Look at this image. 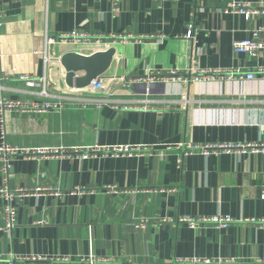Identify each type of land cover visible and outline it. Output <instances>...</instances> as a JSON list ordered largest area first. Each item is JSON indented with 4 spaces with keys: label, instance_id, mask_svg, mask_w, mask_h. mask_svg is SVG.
Masks as SVG:
<instances>
[{
    "label": "crops",
    "instance_id": "obj_1",
    "mask_svg": "<svg viewBox=\"0 0 264 264\" xmlns=\"http://www.w3.org/2000/svg\"><path fill=\"white\" fill-rule=\"evenodd\" d=\"M235 1L261 0H121L116 6L103 0H0V95L59 105L4 114L0 143L56 151L33 158L15 155L7 181L0 171V187L28 192L13 199L16 223L10 231L0 197L1 253L71 260L91 255L112 264L264 259V229L252 221L264 217L263 155H185L182 147L164 148L264 139V79L258 73L253 79L245 76L264 65V52L255 57L232 50V43L249 37L250 26L263 18L248 23L225 13ZM189 25L193 32L186 37ZM69 32L132 38L116 42L121 49L97 79L100 85L75 88L65 83L61 55L107 47L59 38ZM191 65L241 73L193 83L146 79L150 71L184 74ZM19 75L35 81L44 76L46 93ZM99 100L107 102L97 108L93 104ZM128 144L152 146L153 152L82 158L75 151ZM77 187L92 192L81 194ZM217 215L232 221L225 227L198 222L193 228L179 221ZM141 220H147L144 227L137 226Z\"/></svg>",
    "mask_w": 264,
    "mask_h": 264
},
{
    "label": "built area",
    "instance_id": "obj_2",
    "mask_svg": "<svg viewBox=\"0 0 264 264\" xmlns=\"http://www.w3.org/2000/svg\"><path fill=\"white\" fill-rule=\"evenodd\" d=\"M109 1L113 6H116L121 0H103ZM155 1H165V0H155ZM177 1V0H173ZM225 13H235L244 17V19L251 23L253 19L262 17L263 23H258L253 26H250L248 29L249 37L235 40L232 43V50L234 52H244L250 56H260L264 52V0H261L258 3H248V2H232L230 5L224 8ZM2 13L0 11V17ZM193 32V26L189 25L188 31L186 33V37H191ZM59 38L61 40H73V41H90L93 42L95 46H103L110 47L113 43L120 41H126L127 39L132 38L130 35L121 36L114 33L110 34H101V33H77V32H69V33H61ZM53 39L49 36H45V42L52 43ZM45 61H47L46 55H44ZM240 70L238 69H203L198 67L197 65H191L188 67L184 74L178 73L175 70H169L166 74H161L160 72L150 71L146 75V79L152 80H160L171 83H176L178 81H186L189 83L197 82L203 79L212 80L216 75L225 74L228 77H232L234 74H240ZM258 73L262 79H264V65L258 66L254 70H250L246 72L247 79L255 78V74ZM19 79L28 80L30 83H35L38 85H42V93H46L45 91V77L37 79L35 81L29 75H19ZM136 80V79H135ZM102 81H95L94 85H100ZM105 102V100H99L97 103L93 105L95 107H101ZM90 104H82L83 107L89 106ZM117 107L116 105H114ZM59 107L57 104L52 103H36V102H26L20 99H10L0 95V130L4 129V114L6 112H10L12 110H21V111H40L44 112L49 109H54ZM124 108H137L140 106L137 105H124ZM143 108H146L144 105ZM184 150V154H203L208 155L210 153H261L264 158V139L255 143H215V144H207V145H166L165 149L171 148H180ZM53 150V151H51ZM18 149L14 146H11L6 142V140H2L0 143V171L3 175L4 181H7L8 174L11 169V160L15 155H20L24 158H33L37 154L46 155L50 153H54L56 150L54 149ZM152 146L147 145H93L87 149H78L75 148V151H80V157L87 158L90 155H112L115 157L118 156H141L146 152H153ZM180 159L178 163L180 164ZM179 164L177 166H179ZM264 177V171H263ZM106 190L116 192L117 189L114 186L105 187ZM78 193H86L92 192L86 188L77 187L75 189ZM28 194L27 191H23L21 189H9V187L4 184L0 187V197L4 199V204L2 206V216L5 221V230L10 231L16 223V207L13 205V199L16 196H21ZM261 198L264 199V182L261 184ZM180 222H187L189 227L193 228L198 222H207L213 221L216 225L220 227H225L232 219L229 216L217 215L211 218H201V219H192L190 217H183L179 219ZM258 227L264 229V217L260 219H252ZM147 223V220H141L137 223L138 227H144ZM41 262H52L54 264H112L106 259L95 258L91 255L87 257H79L76 260H71L69 257L65 256H44L37 255L34 253L29 254H4L0 252V264H36ZM173 264H242L241 262L236 261L235 259H217L211 260L207 258H177L174 260ZM254 264H264V259L257 261Z\"/></svg>",
    "mask_w": 264,
    "mask_h": 264
},
{
    "label": "water",
    "instance_id": "obj_3",
    "mask_svg": "<svg viewBox=\"0 0 264 264\" xmlns=\"http://www.w3.org/2000/svg\"><path fill=\"white\" fill-rule=\"evenodd\" d=\"M121 46L113 43L104 50L82 54L75 51L65 52L59 62L64 69V80L69 87L83 88L95 84L98 78L108 69L116 51ZM77 72H83L77 75Z\"/></svg>",
    "mask_w": 264,
    "mask_h": 264
}]
</instances>
